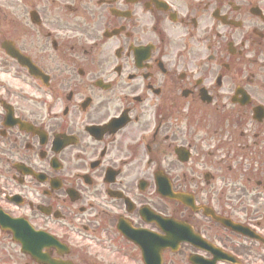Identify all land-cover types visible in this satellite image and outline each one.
<instances>
[{
    "label": "flooded vegetation",
    "instance_id": "flooded-vegetation-1",
    "mask_svg": "<svg viewBox=\"0 0 264 264\" xmlns=\"http://www.w3.org/2000/svg\"><path fill=\"white\" fill-rule=\"evenodd\" d=\"M22 214L30 252L0 225V264H264V0H0Z\"/></svg>",
    "mask_w": 264,
    "mask_h": 264
}]
</instances>
